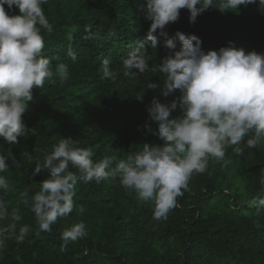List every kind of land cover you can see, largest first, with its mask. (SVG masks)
Wrapping results in <instances>:
<instances>
[{
	"label": "trees",
	"instance_id": "16d2710c",
	"mask_svg": "<svg viewBox=\"0 0 264 264\" xmlns=\"http://www.w3.org/2000/svg\"><path fill=\"white\" fill-rule=\"evenodd\" d=\"M145 2L48 0L43 5L53 31L41 30L42 55L51 60L54 78L33 90L23 115L27 135L11 146L0 139L14 157L6 160L9 171L3 174L11 187L0 194L9 212L19 208L18 227L28 224L33 231L23 243L8 240L0 250V264H264V214L258 216L248 204L250 198L264 194V137L241 156L229 147L226 165L210 159L208 171L192 176L188 190L166 219H154L151 205L138 202L118 180L81 181L73 196V211L60 217L51 232L35 234V216L22 202L24 193L30 197L39 190L48 172L34 174L33 163L50 153L60 137L70 136L78 146L91 147L96 161L106 153L125 159L144 143H162L147 107L154 96L169 103L180 95L179 90L165 97L159 88L148 89L149 81L162 84L163 74H139L135 68L136 75L126 77L121 72L115 80L101 78L103 58L112 61L113 69H120V58L127 52L140 45L148 48ZM188 16V10L181 9L178 20L165 27L167 36L175 38L177 31L194 34L204 51L232 42L246 52L264 53V12L255 3L239 6L237 12L210 7L194 23ZM154 35L159 44L156 52L149 49L150 68L169 52L163 45L165 37L158 31ZM69 48L76 52L75 60L68 57ZM61 62L69 69L70 78L64 83L55 75ZM139 93L142 101L136 98ZM180 114L179 109L172 113ZM149 125L152 132L147 130ZM79 222L86 224L88 236L62 251V232Z\"/></svg>",
	"mask_w": 264,
	"mask_h": 264
},
{
	"label": "clouds",
	"instance_id": "9594fccd",
	"mask_svg": "<svg viewBox=\"0 0 264 264\" xmlns=\"http://www.w3.org/2000/svg\"><path fill=\"white\" fill-rule=\"evenodd\" d=\"M47 3L0 0V139L9 146L27 135L23 115L33 99V90L43 88L54 78L51 60L42 55L45 45L41 30L53 31L43 8ZM253 3L264 12V0H146L148 48L140 45L127 52L120 58V69H113L112 61L103 58L101 78L115 80L121 72L126 77L136 75L132 71L135 68L139 74H163L162 84L149 81L146 88H159L165 97L179 90L180 95L169 103H161L154 96L147 107L149 120L157 125L155 135L162 143H144L125 159L106 153L96 161L91 147L78 146L70 136L60 137L50 153L34 161L33 173L47 170L48 175L40 182L39 190L30 197L26 191L22 201L34 213L36 235L51 232L60 217L73 211V196L81 181L118 180L138 202L151 205L154 219H166L177 207L178 197L188 190L192 176L208 171L210 159L226 165L229 147L237 156L243 155L245 148H256L264 137V53L246 52L232 42L218 50L204 51L196 35L177 31L172 38L164 31L178 20L181 9L188 10L189 22L194 23L210 7L237 12L239 6ZM13 9L18 11L10 14ZM157 31L165 37L163 45L169 52L150 68L149 49L156 52ZM67 55L76 59L72 48ZM55 75L64 83L70 78L68 66L59 63ZM136 98L143 99L140 93ZM178 109L181 114L173 116ZM147 130L153 131L150 125ZM7 159H14L10 147L0 145L3 193L11 187L3 175L9 171ZM248 204L255 207L258 216L264 214V194L250 198ZM8 209V202L0 194V250L6 248L8 240L23 243L33 231L28 224L18 227L22 219L18 207L10 212ZM6 220L7 224L2 223ZM254 223L260 227L258 220ZM87 236L84 222L66 228L61 234V250Z\"/></svg>",
	"mask_w": 264,
	"mask_h": 264
}]
</instances>
